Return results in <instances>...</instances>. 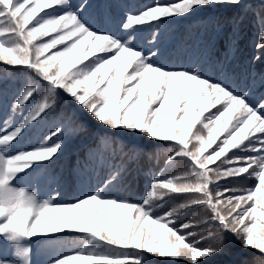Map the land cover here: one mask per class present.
Here are the masks:
<instances>
[{
  "label": "snow or ice",
  "instance_id": "6c2138e0",
  "mask_svg": "<svg viewBox=\"0 0 264 264\" xmlns=\"http://www.w3.org/2000/svg\"><path fill=\"white\" fill-rule=\"evenodd\" d=\"M88 7L0 0V61L24 77L11 97L0 91V264H33L34 237L49 238L46 264H216L229 252L231 264H264V95L253 98L251 85L240 90L198 63H171L161 48L169 26L201 14L218 21L220 8L234 10L238 32L250 5L151 0L128 7L114 29L87 18ZM260 8L252 63L264 60V0ZM250 75L264 84V71ZM46 119L49 131L30 139ZM121 133L168 148L139 198L124 160L67 201L59 187L42 194L34 186L74 138L93 141L87 160L106 163L112 145L127 160H152L148 148L120 144ZM179 164L187 171L169 176ZM229 178L253 183L228 187ZM172 194L194 195L169 208ZM191 206L205 213L197 226L215 227L212 244L202 246L191 221L179 222Z\"/></svg>",
  "mask_w": 264,
  "mask_h": 264
},
{
  "label": "trees",
  "instance_id": "16d2710c",
  "mask_svg": "<svg viewBox=\"0 0 264 264\" xmlns=\"http://www.w3.org/2000/svg\"><path fill=\"white\" fill-rule=\"evenodd\" d=\"M79 2L80 0H73V3ZM150 2L151 0H88L89 7L86 17L97 26L114 29L115 25L119 23L122 13L128 7ZM245 3L250 5L252 11L245 17L238 32H234L229 21V18L234 14V10L230 7L220 8L215 12L218 21L207 19L205 18L206 14H201L169 26L161 37V48L166 59L174 64L198 63L207 68L214 77L227 79L234 86H238L240 90L251 85L250 90L253 98L264 95V84L261 83L260 78L257 76L256 80L253 81L250 75L253 71L256 73L264 71V60L251 62L253 56L257 54L255 44L258 42V33L261 30L260 18L255 15L261 11V0H245ZM40 39L42 38L37 37V41ZM43 39L48 38L44 37ZM60 47L62 46L49 50L45 55L53 54ZM75 55L74 53L73 58ZM260 55L264 56V53H260ZM23 79V75L15 68L0 61V91L11 97ZM50 127L51 125L46 119L32 130L29 138H38L48 132ZM118 141L123 145L137 144L148 148L153 152L152 160L149 161L143 157L135 161L127 160L121 156L118 150L113 154L116 145L104 150L105 155L109 157L106 163H100L99 160H87L85 154L92 146L93 141L84 137L74 138L68 140L63 154L49 166L46 174L43 172L36 174L34 186L38 187L42 194L46 193L50 186L52 188L59 187L60 191L64 193L62 200L67 201L82 188L98 184L109 174L112 166L119 167L124 160L126 167L132 174L129 179L134 177L132 190L139 198L149 186L153 174L163 167L168 148L163 143L154 146L152 141L127 133H121ZM208 151L210 152L211 149ZM215 163L218 164L219 161ZM209 167H214V165H209ZM185 171H187L186 166L179 164L168 170L167 174L169 176H182ZM252 183V180L229 178L227 186L242 187L250 186ZM192 195L194 194H172V198L167 200L165 206L170 208L175 204L184 202ZM41 198L45 197L42 195ZM204 214L201 208L191 206L180 213L178 220L179 222L191 221L194 226L193 230L199 233L196 238L200 240L203 237L202 246H207L213 243L216 229L212 224L197 226L198 222L202 221ZM48 239V237L33 238V264H46ZM235 248H238V244L233 245V250ZM233 259L232 253L229 252L217 257L216 264H231ZM150 264H185V262L180 259L152 258Z\"/></svg>",
  "mask_w": 264,
  "mask_h": 264
}]
</instances>
